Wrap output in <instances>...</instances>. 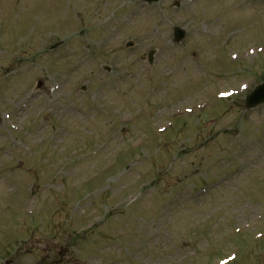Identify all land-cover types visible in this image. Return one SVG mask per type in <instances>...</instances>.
Instances as JSON below:
<instances>
[{
  "label": "rangeland",
  "instance_id": "obj_1",
  "mask_svg": "<svg viewBox=\"0 0 264 264\" xmlns=\"http://www.w3.org/2000/svg\"><path fill=\"white\" fill-rule=\"evenodd\" d=\"M263 80L264 0H0V264H264Z\"/></svg>",
  "mask_w": 264,
  "mask_h": 264
},
{
  "label": "water",
  "instance_id": "obj_2",
  "mask_svg": "<svg viewBox=\"0 0 264 264\" xmlns=\"http://www.w3.org/2000/svg\"><path fill=\"white\" fill-rule=\"evenodd\" d=\"M152 1V0H148ZM176 36H177V41L183 38L184 33L182 31L176 30ZM264 102V84L261 86L257 87L255 91L247 98L246 100V108L250 109L260 103ZM10 264V263H8Z\"/></svg>",
  "mask_w": 264,
  "mask_h": 264
}]
</instances>
